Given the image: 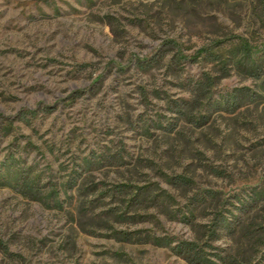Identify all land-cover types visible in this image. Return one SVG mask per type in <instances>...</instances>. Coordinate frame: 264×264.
<instances>
[{
  "label": "rangeland",
  "instance_id": "obj_1",
  "mask_svg": "<svg viewBox=\"0 0 264 264\" xmlns=\"http://www.w3.org/2000/svg\"><path fill=\"white\" fill-rule=\"evenodd\" d=\"M259 190L264 0H0V264H264Z\"/></svg>",
  "mask_w": 264,
  "mask_h": 264
},
{
  "label": "trees",
  "instance_id": "obj_2",
  "mask_svg": "<svg viewBox=\"0 0 264 264\" xmlns=\"http://www.w3.org/2000/svg\"><path fill=\"white\" fill-rule=\"evenodd\" d=\"M11 178H14L15 179V181H17V182H19L20 181V179L22 178V176H21V172H18V171H15L13 174H12V177ZM252 198H253V200H259V201H264V190L263 191H261V190H259V191H256V192H254V193H250L249 194ZM240 199V198H239ZM242 201V205H252V204H254V202L253 201H248V199H246V200H241ZM253 202V203H252ZM254 207V206H253ZM229 224V222L227 221L226 223H225V225L226 226H229L228 225Z\"/></svg>",
  "mask_w": 264,
  "mask_h": 264
}]
</instances>
